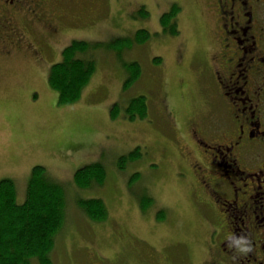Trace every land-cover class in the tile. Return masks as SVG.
I'll return each instance as SVG.
<instances>
[{
	"label": "rangeland",
	"instance_id": "374dc122",
	"mask_svg": "<svg viewBox=\"0 0 264 264\" xmlns=\"http://www.w3.org/2000/svg\"><path fill=\"white\" fill-rule=\"evenodd\" d=\"M175 2L182 7L177 37L164 34L160 22ZM197 2L85 0L91 18L70 31L46 65L35 64L28 51L0 63V182H14L18 204L34 167L45 168L63 188L67 221L54 264H201L218 244L219 232L196 203L190 181L180 177L192 162L183 146L189 129L208 112L203 60L209 43ZM137 31L150 38L127 50L115 47L118 40L135 41ZM74 41L100 43L91 54L97 72L77 103L60 106L48 77ZM131 63L139 64L140 76L125 90ZM139 97L147 99L148 113L130 122L125 109ZM114 105L116 119L110 117ZM137 148L140 157L119 170V160ZM94 164L106 169L103 185L77 189L75 173ZM93 199L105 204L103 222L77 208L78 201Z\"/></svg>",
	"mask_w": 264,
	"mask_h": 264
},
{
	"label": "flooded vegetation",
	"instance_id": "af4514ba",
	"mask_svg": "<svg viewBox=\"0 0 264 264\" xmlns=\"http://www.w3.org/2000/svg\"><path fill=\"white\" fill-rule=\"evenodd\" d=\"M197 1L209 43L203 60L208 112L189 129L183 146L192 162L180 177L190 181L219 232L201 264H264V0ZM84 4L0 0V63L28 51L35 64L46 65L70 31L91 18L93 8ZM181 13L175 2V37ZM231 235L248 237L247 256L234 259L226 246Z\"/></svg>",
	"mask_w": 264,
	"mask_h": 264
},
{
	"label": "trees",
	"instance_id": "16d2710c",
	"mask_svg": "<svg viewBox=\"0 0 264 264\" xmlns=\"http://www.w3.org/2000/svg\"><path fill=\"white\" fill-rule=\"evenodd\" d=\"M164 34L175 36V5L160 17ZM170 29L169 32L165 30ZM137 34V35H136ZM135 41L118 40L115 47L130 49L150 38L147 31H137ZM100 43L74 41L62 51V60L53 65L48 77L49 88L57 93L58 104L69 106L77 103L97 72L96 61L91 56L100 49ZM113 52H123L113 51ZM128 78L124 89H128L140 76L138 63L127 66ZM147 99H133L125 109V118L130 122L144 119L148 113ZM119 114L114 105L110 117ZM140 157L137 148L126 158L119 160L117 168L124 170L128 161ZM106 169L102 164H94L79 169L74 175L77 189H88L93 185L102 186ZM77 208L92 222L107 219L105 204L100 199L78 201ZM66 200L61 186L49 180L46 169L34 167L27 186L26 199L17 203V191L13 181L0 182V264H54L51 259L57 238L66 224Z\"/></svg>",
	"mask_w": 264,
	"mask_h": 264
},
{
	"label": "clouds",
	"instance_id": "9594fccd",
	"mask_svg": "<svg viewBox=\"0 0 264 264\" xmlns=\"http://www.w3.org/2000/svg\"><path fill=\"white\" fill-rule=\"evenodd\" d=\"M226 246L233 250L234 259L247 256L251 251V242L245 235H231L226 241Z\"/></svg>",
	"mask_w": 264,
	"mask_h": 264
}]
</instances>
